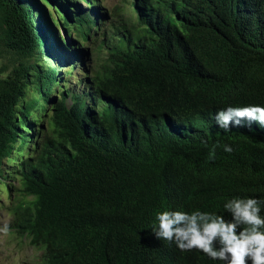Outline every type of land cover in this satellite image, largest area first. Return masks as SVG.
I'll use <instances>...</instances> for the list:
<instances>
[{
    "label": "trees",
    "instance_id": "16d2710c",
    "mask_svg": "<svg viewBox=\"0 0 264 264\" xmlns=\"http://www.w3.org/2000/svg\"><path fill=\"white\" fill-rule=\"evenodd\" d=\"M54 3L62 26L71 17L86 39L82 25L95 27L98 16L88 22L69 0ZM133 9L147 39L109 52L91 89L112 117L80 100L53 106L54 138L19 173L33 209L16 207L11 227L45 264H222L151 228L157 211L230 218L227 200L264 199V128L244 121L226 131L214 119L228 106H264V0H133ZM31 15L20 0H0V43L18 58L46 39ZM29 70L0 77V159L15 138L20 147L28 140L29 109L48 103L54 72L35 70L41 100L22 104Z\"/></svg>",
    "mask_w": 264,
    "mask_h": 264
},
{
    "label": "rangeland",
    "instance_id": "374dc122",
    "mask_svg": "<svg viewBox=\"0 0 264 264\" xmlns=\"http://www.w3.org/2000/svg\"><path fill=\"white\" fill-rule=\"evenodd\" d=\"M55 1L61 3V0H20L23 8L31 6V21L46 36L42 50H36L32 57L22 59L0 43V77L20 64L31 67L27 73L23 105L41 100L33 74L35 70H51L55 78L50 86L48 103L44 105L45 111L38 112L34 107L29 109L25 131L28 140L20 147V140L15 138L10 152L0 159V264H45L42 249L31 246L28 237L18 235L11 227V221L16 207L33 209V198L21 191L19 173L24 169L21 164L32 165L39 147L54 138L51 122L53 106L63 99L65 107L69 108L80 100L111 118L112 113L105 104L92 96L94 81L107 69L109 52L117 47L124 48L127 43L134 45L137 40L147 39L143 27L137 23L133 0H69L88 22L98 16L95 27L82 25L86 39L69 27L73 21L71 17L67 25L69 30L62 26L64 11L55 10ZM87 5L94 12H89ZM68 39L71 41L69 49L64 48ZM15 113L18 114L17 108Z\"/></svg>",
    "mask_w": 264,
    "mask_h": 264
},
{
    "label": "clouds",
    "instance_id": "9594fccd",
    "mask_svg": "<svg viewBox=\"0 0 264 264\" xmlns=\"http://www.w3.org/2000/svg\"><path fill=\"white\" fill-rule=\"evenodd\" d=\"M214 119L226 131L244 121L264 128V106H228ZM222 147L233 151L227 144ZM214 157L215 146L209 152V159ZM223 209L230 218L199 209L157 211L151 229L156 239L174 243L181 252L196 250L222 264H264V199L233 197Z\"/></svg>",
    "mask_w": 264,
    "mask_h": 264
}]
</instances>
